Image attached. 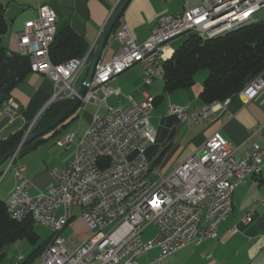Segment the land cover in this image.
<instances>
[{
	"label": "built area",
	"instance_id": "2783aa9c",
	"mask_svg": "<svg viewBox=\"0 0 264 264\" xmlns=\"http://www.w3.org/2000/svg\"><path fill=\"white\" fill-rule=\"evenodd\" d=\"M264 8V0H200L194 7H184L173 14L160 15L150 35L136 42L124 24L114 35L119 47L108 61H99L81 106L92 103L95 112L82 136L66 133L58 140L64 147H74V154L65 168L53 166V179L45 192L31 195V180L25 167L18 163V151L9 156L8 169H13L15 185L5 199L8 215L15 220L30 217L34 223L52 230L62 219L75 217L73 207L79 208L89 231L83 241L73 237L61 238L53 246L42 264H140L138 256L153 248L159 253L147 264H156L166 254L185 245V239L210 210H217L214 226L200 238L199 245L209 238H217V228L225 218H218V203L232 196L231 184L244 182V173L260 168L264 148L252 143L240 156L235 147L218 132L211 134L197 152L188 156L169 175L156 170L155 180L145 182L149 161L146 151L156 140V128L150 122L154 98L146 96L123 106H108L99 113L101 103L109 94L108 83L134 65L141 68V82L149 86L155 79H163L164 47L177 38L195 33L201 38L230 28L232 23L258 21L257 13ZM56 13L46 4L37 8V17L27 20L16 34L17 53L28 58L30 72L48 75L54 92L44 107L59 100H72L78 92L74 80L87 65L88 55L54 64L50 46L56 35ZM245 102L258 99L264 104V77L258 76L253 86L237 92ZM231 100V99H230ZM217 102L203 104L193 110L189 105H169L167 115L180 123L197 125L207 121L220 110ZM4 111L12 122L19 114L18 104L8 98ZM43 109V110H44ZM229 114L228 117H230ZM34 121L30 124V129ZM261 127L251 129L249 137H261ZM257 201L264 203V197ZM255 209L243 217L250 223ZM157 233L143 240L148 225ZM23 255L17 254L14 262ZM13 262V263H14ZM11 263V264H13Z\"/></svg>",
	"mask_w": 264,
	"mask_h": 264
},
{
	"label": "crops",
	"instance_id": "0c3cea01",
	"mask_svg": "<svg viewBox=\"0 0 264 264\" xmlns=\"http://www.w3.org/2000/svg\"><path fill=\"white\" fill-rule=\"evenodd\" d=\"M121 1L0 0L7 23V31L2 38L3 45L10 51H17L16 34L23 27V23L37 17L39 5H48L56 13L57 31L71 28L86 42L88 62L74 80L75 88L79 89L101 32ZM199 2L200 0H129L111 29L99 61L111 59L119 47L114 35L124 24L127 25L135 41L142 42L150 35L160 15L173 14L186 6L194 7ZM257 15L260 20H264V8ZM175 40L164 47L165 60L176 49L171 45ZM208 73L207 69H200L194 74L192 86L165 94L163 79H155L149 86H145L141 82V68L134 65L108 83L110 90L119 89L120 93L109 94L102 101L104 106L101 103L99 113L103 114L108 106H127L130 103L128 96H131L135 102L143 101L146 96L153 98L162 96L150 112V120L152 119V125L157 133L148 159L151 163L158 160L156 165L180 164L197 152L214 132H218L235 147V157L240 156L254 142L264 148V104L258 99L245 102L241 97L234 95L226 109L218 111L207 121L197 125L180 123L175 117L167 115L169 105H189L191 110L203 105L199 94ZM259 75L264 77V71ZM53 92L54 84L48 75L30 72L10 93V98L19 107V114L12 122L4 111V105H0V138H6L27 125L26 130L32 131ZM82 107H79L71 118L68 117L67 125L79 118V109ZM94 112L95 110L91 115H82L88 125L78 130L80 136L89 126ZM76 115L77 118L74 119ZM33 121L34 124L30 129ZM258 127H261L262 136L250 138V130ZM62 129L56 133L54 131L44 133L45 135L36 145L37 141H32L18 150V163L25 167V175L32 182L31 195L45 192L54 182L50 169L53 166L65 168L73 157V146L64 147L58 144V140L66 134L62 133ZM14 185L13 176L11 185L4 192V198L0 197V199L5 200ZM260 197H264V169L260 175L248 176L243 183L235 187L232 194V211L218 226L217 238L206 239L199 245L187 244L177 250L181 251L191 246L186 264H264V203L255 206L250 223L243 222L246 212ZM232 214L234 215L230 217Z\"/></svg>",
	"mask_w": 264,
	"mask_h": 264
},
{
	"label": "trees",
	"instance_id": "16d2710c",
	"mask_svg": "<svg viewBox=\"0 0 264 264\" xmlns=\"http://www.w3.org/2000/svg\"><path fill=\"white\" fill-rule=\"evenodd\" d=\"M6 31L4 7L0 4V93L4 95V100L10 98L11 91L30 73L28 58L3 45L2 38ZM49 52L52 63L58 64L71 58L83 57L87 52V45L71 28H65L56 31ZM200 69L209 71L199 94L203 104L234 96L264 71V20L246 23L212 38L188 34L164 62L163 93L192 86L194 74ZM161 98L162 96L154 98V106ZM69 103L70 100L64 99L50 104L39 115L32 131L58 115ZM73 118H77V115ZM67 120L68 118L50 131L58 132L68 124ZM27 126L6 138H0V155L21 141ZM42 136L33 140L37 141L35 145L41 141L39 139ZM152 147L153 145L146 151L147 157ZM157 163L158 160L153 161L151 169ZM19 239L26 240L31 245L36 244L21 263L34 264L49 237L39 242L40 237L34 230L33 220L30 217L22 220L11 218L7 213L5 200L0 199V262L4 257V247Z\"/></svg>",
	"mask_w": 264,
	"mask_h": 264
},
{
	"label": "rangeland",
	"instance_id": "374dc122",
	"mask_svg": "<svg viewBox=\"0 0 264 264\" xmlns=\"http://www.w3.org/2000/svg\"><path fill=\"white\" fill-rule=\"evenodd\" d=\"M187 37V35L181 36L179 39L175 40L171 45L175 48H177L183 40ZM124 73V72H123ZM122 73V74H123ZM121 75V74H120ZM102 106H104V103H102ZM95 110V107L93 106L92 103H87L83 105L81 109H79V118L71 122L69 125L65 126L62 129V133H71L74 132L75 135H78L80 137V134L78 130H82L85 125H88L85 121V118L82 116L83 114H90ZM151 124L153 123L152 119L150 120ZM73 133V134H74ZM76 136L77 138H79ZM8 164L9 160L7 159L0 165V197L4 198V192L5 190L11 185L12 183V177L14 176L13 169H8ZM178 163H173L167 166H164V164H158L153 168L154 170H158L163 176H169L175 168L178 167ZM152 177H158L154 172L150 173ZM257 200L254 201V205H252L250 208L255 207L256 205H259ZM73 213L75 217L72 219L71 222H69V226L64 228L61 232L60 235L64 237H73L76 241H83L89 236V231L87 227L85 226L82 218H81V211L79 208L73 207ZM234 214H232L230 217H232ZM253 219V216H252ZM204 223V224H203ZM206 222L203 220L200 223V226H204ZM34 230L35 232L39 235L40 241L42 242L44 239L48 238L51 235V230L43 226L41 224H36L34 223ZM157 233V229L154 225H148L141 237L143 240L153 238ZM36 246V244H30L26 240L19 239L11 244H8L4 247L3 252H4V257L2 258L0 264H11L15 260V256L17 254L25 256L28 255V253ZM158 253L157 248H153L149 251L143 252L138 256V261L140 264H147L150 261L153 260V258L156 256ZM191 253V246L187 247L186 249H183L181 251H175L172 254L166 256L161 264H186V260L188 255ZM40 258V257H39ZM39 259H36L34 264H39ZM191 264V263H188Z\"/></svg>",
	"mask_w": 264,
	"mask_h": 264
},
{
	"label": "water",
	"instance_id": "95a60500",
	"mask_svg": "<svg viewBox=\"0 0 264 264\" xmlns=\"http://www.w3.org/2000/svg\"><path fill=\"white\" fill-rule=\"evenodd\" d=\"M128 1L129 0L121 1V3L118 5V7L115 9L113 14L111 15L108 23L102 30L101 35L93 51V55L88 63L85 78L83 80L82 85L78 89L77 95L70 101V103L58 115H56L54 118L49 120L43 126H41L40 128L34 131H29V129L26 130L25 134L23 135L19 143L12 146L7 151H5L3 154L0 155V165L4 161H6L10 155L17 152L22 146L30 143L31 141H33L34 139L38 137H41L44 133L56 128L59 124L65 121L71 114H73L80 107L81 102H82L81 98L85 96L86 92L89 89V85L91 83V80H92V77L95 71V66L100 60L102 49L104 48L106 41L108 37L110 36L111 29L114 23L120 17ZM3 101H4V95L0 93V105L3 103Z\"/></svg>",
	"mask_w": 264,
	"mask_h": 264
},
{
	"label": "bare ground",
	"instance_id": "6f19581e",
	"mask_svg": "<svg viewBox=\"0 0 264 264\" xmlns=\"http://www.w3.org/2000/svg\"><path fill=\"white\" fill-rule=\"evenodd\" d=\"M244 24H246V23L245 22L232 23L230 28H220L218 32L208 34L207 38H212V37L218 36L220 34L231 31V30H233V29H235L241 25H244ZM258 76H260V75H257L256 77H254L246 86L255 85L258 82ZM235 95H237V93ZM232 97H227L226 99H224L222 101H218L217 106H224V104H226V102H228ZM263 169H264V161L260 164V168H251L249 170V172H245L244 173V180L248 176H251V175H254V176L260 175L262 173ZM151 172L152 173L154 172V174H156V172L153 171V169H151L150 161H148L147 165H146V170H145V182H152L153 180H155V178L151 176V174H150ZM237 185H240V184H231V191H233ZM228 206H232V196L226 197L225 202L218 203V218H225V211L228 209ZM254 208L255 207H252L249 209H254ZM202 220H203V222L204 221L206 222V224L204 226L203 225L200 226V223ZM216 220H217V210L208 211L207 215H205V217L203 219H201L200 223L197 225V228L194 229V234L189 236V238L185 239V245L198 243V241H200V238L203 237L204 233L207 232L208 230H210L214 226V223ZM69 222H70V219H62L59 226L54 227L51 230V235L49 236V240H48L47 244L44 247V250H42V253L40 255L39 264H42L44 262V260L48 256V254H50V251L53 249V246L55 244H57L61 238H63L60 235V232L69 224ZM168 255H170V254H166V256H168ZM23 260H24V257L22 256L21 260H17L13 264H21ZM161 262H162V260H158L156 262V264H161Z\"/></svg>",
	"mask_w": 264,
	"mask_h": 264
}]
</instances>
